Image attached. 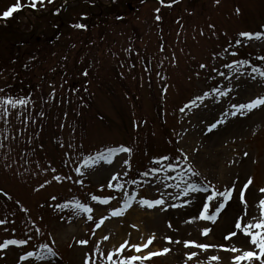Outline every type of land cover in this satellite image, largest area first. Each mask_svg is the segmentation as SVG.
Returning a JSON list of instances; mask_svg holds the SVG:
<instances>
[{"label": "rangeland", "instance_id": "374dc122", "mask_svg": "<svg viewBox=\"0 0 264 264\" xmlns=\"http://www.w3.org/2000/svg\"><path fill=\"white\" fill-rule=\"evenodd\" d=\"M25 1L31 2L20 0L21 3ZM86 1L85 6L79 0L68 2V21L63 30L57 39L49 34L48 39L54 44L50 53L40 44L34 46L21 41L19 36L24 34L17 31H8L0 38V95H8L10 91L18 93L15 89L23 88L25 82L21 81L25 78L36 83L46 75L47 85L55 79L62 82L56 86L44 84L45 87L40 89V93L47 97L43 110L47 108L49 112L43 125L42 118H33L34 111L40 108L42 96L27 101L25 107L11 109L6 118L0 117V186L12 196L9 198L2 193L0 244L9 239L21 240L25 233H34L26 225L22 213L27 209L38 223L46 221L51 229L48 232L57 245L56 257L60 259L62 256L63 259L58 261L53 257L42 262L39 260L37 264H85L86 260L88 264H109L106 257L121 244L126 241L128 245L143 244L149 238L152 243L141 253L126 246L124 254L159 252L150 259H156L159 264H234V257L244 251L259 253L251 244V238L242 229H236L235 224L239 221L243 228L245 224L260 219L259 201L264 199V191H261L264 189V105L243 116L229 115L216 129H207L221 118L225 110L231 111V104L247 103L264 96V78L258 73L249 70L246 65L239 72L226 73L220 67L221 61L216 63L210 55V47L217 43L218 33L234 37L238 31L254 30L264 25V0H197L194 4L184 0L172 11H157L160 10L158 2L150 0L135 14H128L124 21L113 20L106 28L103 24L93 26V32L87 36L88 44L82 40V35L76 37L79 32L77 22L84 23L87 19L84 11L91 0ZM15 2L0 0V13ZM29 5L22 8L19 18L21 14L28 13ZM58 5L44 10L45 13ZM65 12L66 9L61 14ZM42 14L35 13L40 21L34 31L25 34L27 38L31 35L39 37L37 30H42L45 25L42 20L45 16H40ZM158 15L162 18L159 23ZM179 15L182 17L178 22ZM135 36L140 37L135 43L136 49L140 50L145 45L143 54L152 67L158 71L162 64L161 76L159 72L155 75L143 70L132 72L129 57L120 60L126 74H112L115 64H119L116 58L130 55L129 44ZM161 36L164 52L161 51ZM246 41L251 51L264 55V40ZM91 60L95 64L93 75L104 78L109 84L104 80H93ZM35 71L37 74L34 75ZM87 71L91 76L89 85L85 84L84 72ZM221 72L224 76L220 75ZM212 81L220 84V89L231 88L232 91L227 96H217L212 91L215 86ZM32 85L33 89L38 88V84ZM70 85L80 90L84 86L87 92L79 91L75 97L72 95L71 103L66 102L67 99L56 98L69 91ZM164 86L168 90L163 94L161 89ZM125 89L133 90L125 92ZM185 93L190 94L191 101L197 96L204 97L205 93L210 94L202 101H196L197 106L191 105L181 114V125L172 136L188 159L186 163L181 161L177 169H168L164 165L161 172L153 174L151 169L161 167L159 162L150 167L151 159L161 155L158 147L166 149H163L166 153L171 151L166 146L168 143L156 109L163 108L166 124L175 129L177 110L183 105V101L178 99L184 98ZM78 95L91 100L92 110L85 112L83 104L77 107L75 99ZM140 107L143 109L142 116L147 119L142 131L134 135L136 126L131 118L132 108L139 110ZM98 112L103 121L97 118ZM131 134L141 152L139 168L147 173L140 185L128 184L121 194L110 190L112 187L109 184L113 186L117 181L112 176L118 178L125 174L129 163V152L119 151L113 154L111 163L103 160L93 163L90 159L82 164L80 171L90 187L84 195L78 192L71 180L78 159H73L75 155L71 150L81 151L93 146L107 149L108 145L109 148H120L128 145ZM190 166L197 175L192 176L188 172ZM182 177L183 180L191 179L201 186V190L180 194L176 184L184 187ZM248 178L252 179V183L244 189ZM229 189L232 190V198L215 219H202L200 213L204 211V204L209 206L205 215H213L224 203L220 193ZM241 191L244 192L243 202L239 198ZM126 195L130 200L134 197L135 202L122 215H112L114 209L121 207ZM70 196L83 198L84 202L79 205H86L91 212L78 205L65 221L47 217L52 214L43 212L56 211L59 206L68 203ZM94 196L98 200H93ZM141 199H163L164 204L149 208L140 205ZM45 229L48 230V227ZM205 229L210 230L206 235ZM233 232L236 234L230 235ZM81 240L87 243H79ZM186 241L214 247L200 249L192 244L185 246ZM10 246L9 255L12 257L7 258L10 261L0 258V264H36L31 259L37 258L20 255L24 251L27 254L29 249L17 251ZM164 248L169 251L164 253ZM232 248L238 251L233 252ZM4 250L8 252V248ZM193 252L196 255L189 259ZM213 255L219 259L211 260ZM240 264H261V261L254 258Z\"/></svg>", "mask_w": 264, "mask_h": 264}, {"label": "snow or ice", "instance_id": "6c2138e0", "mask_svg": "<svg viewBox=\"0 0 264 264\" xmlns=\"http://www.w3.org/2000/svg\"><path fill=\"white\" fill-rule=\"evenodd\" d=\"M43 0H31L30 3V7L32 8H36L37 3H42ZM51 2V0H50ZM174 2V0H173ZM22 7H25V5H22L20 0H16V2L14 4H12L11 6H9L3 13H2V17L0 18H7L12 16L13 13L18 12L22 9ZM159 11V10H157ZM238 11V10H237ZM157 19H160L159 16H157ZM77 27H81V28H86V25H77ZM240 37H245L249 40L252 39H262L264 38V33L262 32H256V33H252V32H241L239 33ZM240 44V40L238 39L236 41V45ZM232 55H237L236 52H233ZM260 59H264V57H261ZM249 64V61L247 60H236L233 61L231 64L226 65L225 67H227L229 69V72H239L240 68L244 65ZM201 67H204L203 65H201ZM253 72L258 73L262 78H264V69H259V68H252ZM221 76H224V73L221 72L220 73ZM214 93L217 94V96H227L229 92L232 91L231 88H228L227 90H223L220 88H214L212 90ZM210 94L209 93H205L204 97H200L197 96L193 101H191V104L193 106H197L196 101H202L204 98L208 97ZM27 104V97H21V96H12V95H4V96H0V117H4L6 118L10 112L11 109H15L18 106L19 107H23L26 106ZM260 105H264V96L261 97H257L256 99H253L247 103H236V104H231L230 108L231 111H227L225 110L222 113V116L219 120L211 123L208 126V131H212L214 129H216L218 127V125L222 124L225 122V117L227 116H232L235 117L237 116V114L243 116L248 112H251L254 108H258ZM181 111H183V109H181ZM119 151H124V152H130V149L127 148H123L121 147L120 149H116V148H111L109 149L107 152L105 153H100L97 154V156L95 158L90 157V159L93 160V163H95L98 160H103L106 163H111V159L114 153H117ZM246 155V154H245ZM168 157H162L159 158V160L154 161V163H158L161 160H167ZM185 159H187L185 157ZM179 161V157L176 158V162L173 163H169L167 164V168L168 169H174ZM125 163H127V161H125ZM164 168V165L161 164L160 168H153L151 169V172L153 174L161 172ZM77 173H79V168L76 170ZM188 172H190L192 174V176L197 175V173L191 168V166L188 168ZM145 175H147V173H145ZM113 180H116L117 177L116 176H112ZM181 182L183 183L184 187L181 188V184L177 183L176 187L178 189H180V194L182 195H187L189 192H198L201 190V186L197 185L196 183L192 182L191 179L188 180H183V177L181 178ZM252 183V179L248 178L247 182L243 185L244 189H247L248 186ZM109 187H112L111 184H109ZM115 187L117 189L123 187L121 184L117 183L115 185ZM204 191H207V188L203 189ZM261 191H264V189H261ZM220 195L224 198V203H222L220 205V207H218L216 209V213H214L211 216H207L205 215L208 212V204H204V211L200 213V217L202 219H208V220H214L216 214H218L221 209L225 206V204L228 202L229 199L232 198V190H226L222 193H220ZM239 198L240 200L243 202L244 199V192L241 191L239 194ZM93 200H98L97 197H92ZM209 199H212V197H209ZM102 202L107 203V200H103ZM135 202V198L132 197L131 200L129 198H127L126 195V199L124 200L123 204L121 205L120 208L118 209H114L112 215H122L128 207L131 206V203ZM141 206H147L149 208L151 207H155L157 205H162L164 204V200L163 199H156V200H147V199H141L139 201ZM176 205H173V207H175ZM80 208H83L84 211L86 212H91V209L88 208L86 205H79ZM259 207H260V219L255 222H249L247 224H245L242 228V225L239 221L236 222L235 224V228L236 229H242V231L244 232L245 235L249 236L251 238V244L254 245L258 250L259 253L254 252V251H244L242 255H237L234 257V264H240L241 261L247 260V261H252L254 258L255 259H259L261 261V264H264V199H261L259 201ZM90 220L92 219L91 216L88 217ZM255 219V218H254ZM0 223H2V221H0ZM102 223V220H101ZM97 227H99V223H97L96 225ZM210 231L209 229H205L204 230V234L206 235L207 232ZM236 233L233 232L230 235H235ZM106 238V237H105ZM227 238V237H226ZM170 239V238H169ZM26 243V241L24 240H13V239H9L7 241H5L4 243L0 244V249H4L7 248L9 245H22ZM79 243L81 244H86L87 241L81 240L79 241ZM152 243V239L149 238L148 241L146 243L143 244H131L128 245L127 241L123 244H121L117 249H115L112 253H110L106 259L109 262V264H145V261L150 260L153 256L159 255V252H152L149 251L143 255H137V254H133V255H126L124 254V250L125 247H129L132 249H135L136 253H141L143 249L148 248L149 244ZM189 244H192L194 247L200 248V249H208L209 247H214L213 245H209L207 243H200V244H195L194 242H190V241H186L185 242V246H188ZM169 249L168 248H164L163 252L166 253L168 252ZM231 251L236 252L238 251L236 248H232ZM32 253H28V256L31 257ZM196 253L193 252L191 253V255L189 256V259L192 256H195ZM56 253L53 251V249L51 247H49L47 244L43 245L42 251H41V256L40 259L41 260H46L52 257H55ZM219 258L215 255L211 256V260L216 261ZM85 264H88L87 260L85 261Z\"/></svg>", "mask_w": 264, "mask_h": 264}, {"label": "trees", "instance_id": "16d2710c", "mask_svg": "<svg viewBox=\"0 0 264 264\" xmlns=\"http://www.w3.org/2000/svg\"><path fill=\"white\" fill-rule=\"evenodd\" d=\"M25 24L27 23L26 21H24ZM19 25H21V23H18ZM9 30H7L5 27H0V32L3 34H7ZM12 32V31H11ZM27 40V39H26Z\"/></svg>", "mask_w": 264, "mask_h": 264}, {"label": "bare ground", "instance_id": "6f19581e", "mask_svg": "<svg viewBox=\"0 0 264 264\" xmlns=\"http://www.w3.org/2000/svg\"><path fill=\"white\" fill-rule=\"evenodd\" d=\"M210 136H212V137H213L214 135H212V134H211Z\"/></svg>", "mask_w": 264, "mask_h": 264}]
</instances>
